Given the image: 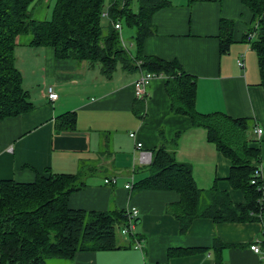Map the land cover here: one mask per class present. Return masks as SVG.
<instances>
[{
	"label": "crops",
	"instance_id": "crops-1",
	"mask_svg": "<svg viewBox=\"0 0 264 264\" xmlns=\"http://www.w3.org/2000/svg\"><path fill=\"white\" fill-rule=\"evenodd\" d=\"M165 1L170 5L154 13L155 32L145 39L143 55L175 61L194 77L198 113L219 112L249 121V147L260 150L264 179V88L259 85L256 56L248 54L251 49L243 42L252 18L249 9L241 0ZM222 21L226 24L220 28ZM226 37L231 43L222 54L220 42ZM26 48L32 53H22L28 52ZM15 58L22 77L26 72L32 86L26 92L33 108L0 121V181L30 183L37 174L48 172L79 174L85 186L69 196L70 209L138 210L135 233L141 250L134 249L135 239L120 236L118 249L77 252L65 264H215L214 239L226 245L223 264H261L249 246L261 237L262 222L215 224L195 219L180 234L179 223L165 212L167 204L179 201L176 192L125 188L146 176L135 144L154 150L162 130L169 141L179 133L175 158L191 165L199 189L216 187L227 192L232 202H245L227 181L230 161L207 141L206 131L192 127L188 117L171 113L164 77L153 79L146 94L136 97L133 83L139 70L118 69L105 79L88 62L57 59L53 48L22 46L21 40ZM238 59L242 68L236 64ZM48 86L58 95L54 102L46 98ZM69 112L76 114L75 130L57 132L56 118ZM106 142L111 153L102 151ZM102 169L107 173L101 174ZM111 178L115 185L104 184Z\"/></svg>",
	"mask_w": 264,
	"mask_h": 264
},
{
	"label": "trees",
	"instance_id": "trees-1",
	"mask_svg": "<svg viewBox=\"0 0 264 264\" xmlns=\"http://www.w3.org/2000/svg\"><path fill=\"white\" fill-rule=\"evenodd\" d=\"M33 1L0 0V121L33 108L16 67L15 47L21 36L29 37L22 46L53 48L57 59L88 62L105 79H111L118 69L164 77L171 113L188 117L192 127L206 131L207 141L230 161L227 181L231 188L243 194L245 202H232L227 192L216 187L199 189L191 165L175 158L179 133L167 141L162 130L159 145L151 151V164L140 167L146 176L134 182L130 192H176L179 201L167 204L165 212L179 223L180 234H185L195 219H209L215 224L262 222L264 225L261 156L259 149L249 147V121L219 112L198 113L194 77L175 61L142 53L145 39L155 32L154 13L169 6V2L136 0L137 10L133 11L132 0H110L107 10L105 0H55L51 19L47 21L32 18L28 8ZM241 2L252 15L243 42L256 54L259 85L264 88V0ZM104 13H107L105 24ZM116 23H120L121 29L125 26L134 31L133 52L125 49L121 32L114 28ZM224 24L222 21L220 28ZM250 34H254V39H248ZM230 43V37L222 39L220 53H226ZM75 128L74 112L56 118L57 132ZM48 173L37 174L30 183L0 181V264H46L50 260L65 264L77 252L118 249L116 232L127 222L125 210L70 209L69 196L85 183L79 174ZM225 248L226 245L214 239L211 250L215 264H223Z\"/></svg>",
	"mask_w": 264,
	"mask_h": 264
},
{
	"label": "built area",
	"instance_id": "built-area-1",
	"mask_svg": "<svg viewBox=\"0 0 264 264\" xmlns=\"http://www.w3.org/2000/svg\"><path fill=\"white\" fill-rule=\"evenodd\" d=\"M103 16L107 18V13H104ZM114 28L118 30V32H121V25L120 23L114 24ZM254 34H250L248 36L249 40L254 39ZM248 45V44H247ZM248 47H250L248 45ZM251 49V48H250ZM237 66L242 68L243 67V61L241 59H238L236 62ZM157 76H155L152 73H144L141 72L138 78L134 81V93L136 97H143L146 94V88L148 85L152 82L153 79H155ZM46 98L50 102H54L57 100L58 95L55 92L54 88L52 86H48L46 88ZM255 132L260 135L261 134V129L257 128ZM131 138H134V134H130ZM135 148L138 151L137 152V160L138 163L141 166H147L150 165L152 162V152L148 151L146 149L142 148L141 143H136ZM258 176V175H255ZM104 184H110V185H115V178L111 179H104ZM252 184L255 183V180L251 182ZM133 183H127L125 185V188L130 190L132 189ZM125 215H126V224L122 226L119 229V232L123 238H133L135 239V244H134V249L141 250V241L136 239V225H137V217H138V210L134 207H130L127 210H125ZM261 237L258 239H255L249 246V249L256 255H258L261 259V264H264V226L261 230L260 233ZM143 264H151L148 262H144Z\"/></svg>",
	"mask_w": 264,
	"mask_h": 264
},
{
	"label": "rangeland",
	"instance_id": "rangeland-1",
	"mask_svg": "<svg viewBox=\"0 0 264 264\" xmlns=\"http://www.w3.org/2000/svg\"><path fill=\"white\" fill-rule=\"evenodd\" d=\"M109 2H110V0H105V9L106 10H107ZM54 3H55V0H34L32 2V4L29 6L28 11L30 12L32 18H34L36 20H47L48 21L51 19V14L53 11ZM131 8L133 9V11L137 10L136 0H132ZM103 21H104L103 23L105 24L107 22V19L103 18ZM121 30L123 31V32L121 31V36H122V40H123V44H124L125 49H128L129 51L133 52L134 46H133V42H132V37H133L134 31L130 28L125 27V26H122ZM20 40H21V44H23L29 40V37L28 36H21ZM26 49L28 50V48H26ZM253 52L254 51L251 49V52L248 54L251 55V54H253ZM22 53L27 54V53H32V52H31V50H28V52L25 51ZM254 54H255V52H254ZM255 56H256V54L254 55V57ZM255 61H257V59H255ZM18 65H19V63H18ZM25 66L29 67L27 62H25ZM22 69H23V67H22ZM32 80L33 79H30V81H32ZM22 87L25 91L27 90V87H29L30 91H32V86L29 85V83H28L26 72L24 73V78L22 77ZM164 138H165V140L169 141L166 138L165 134H164ZM102 151H104V152L108 151L109 153H111L110 144L106 142L104 149ZM135 164L139 165L138 163H135ZM104 173H107V170L102 169L101 174H104ZM137 178H138V176H137ZM86 179H87V177H86ZM116 236H117V240L119 241L120 236H121L119 231L116 232ZM56 263H61V262L56 261V260H50V261H47L46 264H56Z\"/></svg>",
	"mask_w": 264,
	"mask_h": 264
}]
</instances>
